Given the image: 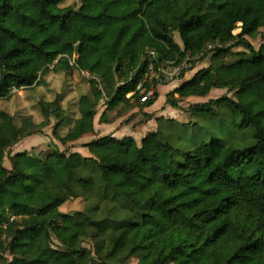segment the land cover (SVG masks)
Returning a JSON list of instances; mask_svg holds the SVG:
<instances>
[{"label": "trees", "instance_id": "1", "mask_svg": "<svg viewBox=\"0 0 264 264\" xmlns=\"http://www.w3.org/2000/svg\"><path fill=\"white\" fill-rule=\"evenodd\" d=\"M263 27L264 5L253 0H0V100L12 90L33 98L43 74L54 75L40 81L50 96L34 98L42 122L16 111L10 139L0 144V264H264V44L256 49L248 39ZM211 44L210 68L166 94L177 108L228 90L191 108L202 119L181 128L191 138L174 150L180 159L173 154L139 175L148 156L138 148L131 158L106 154L99 161L71 159L67 150L12 154L55 117L57 138L75 140L63 138L73 125L65 102L84 98L76 94L74 68L91 74L89 95L106 106V122L119 104L155 105L158 88L145 103L136 93L151 60L157 69L189 57L191 70ZM237 47L250 57L220 63ZM126 140L134 142L108 135L85 147ZM116 192L129 212L113 204ZM77 199L91 206L83 232L67 235L61 208Z\"/></svg>", "mask_w": 264, "mask_h": 264}, {"label": "rangeland", "instance_id": "2", "mask_svg": "<svg viewBox=\"0 0 264 264\" xmlns=\"http://www.w3.org/2000/svg\"><path fill=\"white\" fill-rule=\"evenodd\" d=\"M253 1L257 7L264 5V0ZM73 2L79 6L81 0H73ZM248 39L254 48H259L264 44V27L259 33L250 36ZM174 40L182 47L177 34L174 35ZM213 47L214 44L209 46L208 54L203 59V62L206 63L203 66L204 69L210 68L213 62L211 59L212 55L215 54L212 51ZM150 56L151 54L147 53L145 58L150 59ZM248 57H250L248 52L241 47H237L233 49L230 55H222L220 63L232 64ZM74 69L76 73L74 76L76 94L78 96L84 95V98L80 102L69 99L65 102V114H67V117L73 119V125L72 130L64 134L63 138L68 139L74 135L75 140H65L64 142L66 143H64L57 138L56 131L60 121L55 117L56 119H51L52 123L48 128L39 131L36 135L28 137L25 140H21L12 149L13 155L33 149L37 153L42 152L41 155H45L48 151L51 154L53 151L63 152L67 150L71 159L77 160L89 157L99 161L106 154L131 158L136 154L138 148L141 149V154L148 156V161L140 165L137 174L146 175L151 172L155 165L168 161L173 154L176 160L180 159L179 153L174 150L186 149L188 139L191 138V135L187 136L181 128L185 123L190 121L200 124L202 119L201 115L194 112L191 108L198 104L207 103L211 99L220 98L228 93L227 89H214L204 98L191 97L180 101V105L177 108L171 107L166 102V94L179 87L183 82L190 80L198 69L187 73L182 81H176L162 89L157 102L151 108H144L145 106H141L136 101H134L135 108L119 104L116 109L108 110L107 121L102 122L101 118L106 107L102 101L94 105L93 96L89 95L90 85L87 81L90 79L91 74L85 70ZM42 77L41 80H38L33 98H28L26 92L23 90H12L6 97L0 100V110L2 111L0 113V144L10 139L12 127L9 120L10 116L16 111L22 109L28 110L35 123L39 124L42 122V116L33 108L35 104L34 98L50 96V90L43 86L40 81H50L54 75L49 71L44 73ZM156 91L158 90L156 89ZM90 111L92 112V116L84 118L85 114ZM160 117H162V120H159ZM158 131H160V134L154 136V141L148 139V134ZM108 135H112L119 140L130 138L134 142L131 145L126 140L125 144L105 148L94 147L91 149L85 147L87 143ZM161 135L165 139L161 137L157 138ZM5 165L7 167L10 166L8 160L5 162ZM3 176L4 173L0 172V178ZM113 204L124 213L129 212L131 209L130 203L119 192H116ZM90 206L91 202L84 199L68 201L62 206L61 211L66 215L68 220L61 221V226L64 227L67 235L83 232L85 213ZM84 246L89 248L88 243Z\"/></svg>", "mask_w": 264, "mask_h": 264}, {"label": "built area", "instance_id": "3", "mask_svg": "<svg viewBox=\"0 0 264 264\" xmlns=\"http://www.w3.org/2000/svg\"><path fill=\"white\" fill-rule=\"evenodd\" d=\"M189 61V57H186L180 64L166 62L160 64L157 69H155L153 61L150 62V65L144 75L141 76L136 87V93L141 96L140 103H145L152 99L156 89L160 85L165 86L179 80L186 71L190 70Z\"/></svg>", "mask_w": 264, "mask_h": 264}, {"label": "crops", "instance_id": "4", "mask_svg": "<svg viewBox=\"0 0 264 264\" xmlns=\"http://www.w3.org/2000/svg\"><path fill=\"white\" fill-rule=\"evenodd\" d=\"M206 63H198V64H196V66L193 68V69H191V70H189V71H186L184 74H183V76L179 79V80H176V81H182L183 79H184V77L186 76V74L187 73H189V72H193V71H196V70H198V69H204V65H205ZM176 81H174V82H176ZM174 82H172V83H170V84H168V85H165V86H159L158 87V90H159V92L162 90V89H164L165 87H167V86H169V85H171V84H173ZM186 82V81H185ZM184 83V82H183ZM182 83V84H183ZM181 84V85H182ZM177 88V87H176ZM174 90V89H173ZM172 91V90H171ZM170 91V92H171ZM169 93V92H168ZM123 105V104H122ZM106 107V106H105ZM149 108H151V107H149ZM107 109V108H106ZM116 109V108H115ZM114 110V109H113ZM108 115V114H107ZM160 118H162V117H160ZM25 152V151H24Z\"/></svg>", "mask_w": 264, "mask_h": 264}, {"label": "water", "instance_id": "5", "mask_svg": "<svg viewBox=\"0 0 264 264\" xmlns=\"http://www.w3.org/2000/svg\"><path fill=\"white\" fill-rule=\"evenodd\" d=\"M78 48H79V44L76 45V49H77V50H78ZM77 53H78V52H77Z\"/></svg>", "mask_w": 264, "mask_h": 264}, {"label": "clouds", "instance_id": "6", "mask_svg": "<svg viewBox=\"0 0 264 264\" xmlns=\"http://www.w3.org/2000/svg\"><path fill=\"white\" fill-rule=\"evenodd\" d=\"M130 95H131V94H130ZM130 95H129V96H130Z\"/></svg>", "mask_w": 264, "mask_h": 264}]
</instances>
